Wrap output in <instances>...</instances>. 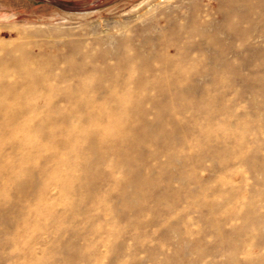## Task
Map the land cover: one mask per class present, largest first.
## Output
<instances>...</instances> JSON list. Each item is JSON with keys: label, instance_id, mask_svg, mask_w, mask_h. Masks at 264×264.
<instances>
[{"label": "rangeland", "instance_id": "374dc122", "mask_svg": "<svg viewBox=\"0 0 264 264\" xmlns=\"http://www.w3.org/2000/svg\"><path fill=\"white\" fill-rule=\"evenodd\" d=\"M0 80V264H264V0H0Z\"/></svg>", "mask_w": 264, "mask_h": 264}, {"label": "bare ground", "instance_id": "6f19581e", "mask_svg": "<svg viewBox=\"0 0 264 264\" xmlns=\"http://www.w3.org/2000/svg\"><path fill=\"white\" fill-rule=\"evenodd\" d=\"M7 73V72H6ZM6 73H4V74H6ZM31 73V71L29 72V74ZM32 74V73H31ZM30 74V75H31ZM35 74V73H34ZM33 74V75H34ZM37 76V75H36ZM36 76H34V77H36ZM34 77H32V78H34ZM6 81V80H5ZM0 82H1V80H0ZM3 82V81H2ZM4 84V83H3ZM29 86H31V85H29ZM4 87H5V85H4ZM7 87H9V85L7 86ZM32 88V87H31ZM70 89V88H69ZM72 89V88H71ZM34 90V89H33ZM4 91H5V89H4ZM7 91V90H6ZM29 91V90H28ZM3 92V91H2ZM7 92H9V91H7ZM126 97V96H125ZM108 131V130H107ZM85 132V131H84ZM85 134H86V132H85Z\"/></svg>", "mask_w": 264, "mask_h": 264}]
</instances>
